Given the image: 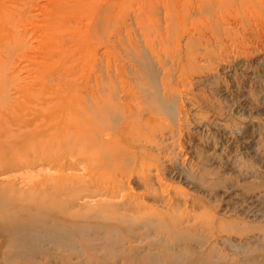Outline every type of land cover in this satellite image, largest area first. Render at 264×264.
I'll return each mask as SVG.
<instances>
[{"label": "rangeland", "instance_id": "obj_1", "mask_svg": "<svg viewBox=\"0 0 264 264\" xmlns=\"http://www.w3.org/2000/svg\"><path fill=\"white\" fill-rule=\"evenodd\" d=\"M26 1L1 0V14L20 20V47L0 60L2 143L6 133H37L41 125L49 133L50 114L57 115L62 101L47 103V118L38 115L40 101L67 92L59 75L53 82L36 74L53 0ZM131 1L122 22L117 15L92 38L97 59L86 67L82 104L73 99L78 114L66 133L92 147L82 144L69 157L49 143L47 153H20L23 166L0 163L1 198L12 188L15 197H27L45 182L36 190L42 194L63 177L79 195L73 204L62 197L66 211L80 216L82 228L61 247L58 229L74 228L41 203L27 202L25 218L34 223L28 232L13 231L0 218V264H264V0H146L139 20L143 0ZM5 58L11 62L3 69ZM45 83L50 93L41 92ZM92 90L103 96L98 104ZM42 135L32 137L44 144ZM15 152L9 155L19 164Z\"/></svg>", "mask_w": 264, "mask_h": 264}, {"label": "bare ground", "instance_id": "obj_2", "mask_svg": "<svg viewBox=\"0 0 264 264\" xmlns=\"http://www.w3.org/2000/svg\"><path fill=\"white\" fill-rule=\"evenodd\" d=\"M32 1L33 0H31V2ZM133 1H135L137 4L138 3H142L141 2L142 0H133ZM133 1H131V2H133ZM221 1H220V3H221ZM31 2H29V3H31ZM128 2H129V0H53L52 1L50 7L48 8L49 11L46 13V16H47V18H46L47 25H46V29H45L46 35H45V37H44V39L42 40V43H41V47H42L41 58H42L43 61H42L41 67L37 70L36 74L38 76H40L42 78V80H45L44 78L46 76H48V78L50 77L51 81H53V82L56 81L54 79V76L56 74L59 75V77H57V79L59 81H61V83L64 85V87H67L66 88L67 90L66 89L63 90V91L66 90L67 92L63 96H61L60 93H56V96L52 97V93H50V89L51 88L49 86H47L46 83L45 84H41L43 86V90L41 92L44 93V91H47L50 94H49L48 98H45V99L43 98L42 101H40V105L39 106L36 105V107L37 106L39 107V109H37L38 110V115H42L43 118H47L50 115L54 116L51 121L49 120V122L52 124L51 129L49 128L50 129L49 133H42V131H43L42 125L38 128V132L37 133H9V134L6 133V135H7L6 138H5L6 141L3 140L4 145H3L2 140H1L2 139L1 137L4 134L0 133V140H1V143H2V144L0 143V151H1L0 155H2V157L0 156V160H1L0 163L3 164L5 162V164L8 165V166H10V165H13V166H16V167L17 166H23L24 164H26L25 163L26 161H22V160H25V159H23V158L21 159L20 153H23V155H24V153H28L30 151H35V152H37V151L39 152L40 151L42 153H45V152L47 153L48 150H49V143H51L50 145H52L54 149H55V147H56V149H60L59 151L61 152V154L67 153V155H69V157H71L73 155V152L71 151V150H73V148L77 147V149H78L79 146H81L82 144L84 145V143L86 141H88L87 138L76 137L75 138V142H74V141H72L71 135L66 133V131H68L69 129L74 128L73 125L75 124V121H74V123H72V122H73V120H76L77 114H78L77 108L75 109L72 106V105H74L73 104L74 103L73 99L74 100L76 99L78 101L79 105L82 104V100H84L83 99L84 97L82 98L81 93L85 89L84 85H86V83L88 82L87 80L90 78V74H91V73H89V71L86 70V67H91L92 64H94L96 62V59H97V57H96L97 49L94 47L95 45L92 44V42H93L92 38L96 37V34L99 32L100 29H103L104 31L109 30V28H110V26L112 25V22H113L112 20H114L117 17V15L120 16V18H119L120 20L119 21L122 22V20H124L126 18V15H128L127 14L128 13V8H127V3ZM29 3H28V5H29ZM136 3H135V5H136ZM145 3H146V0H143V4L141 6L143 8L142 9L139 8L141 10L136 13V16H137L138 20L141 18L142 15H144V14H142V11L145 8V6H144ZM149 3L150 2H148V5H149ZM203 3H204V1H203ZM11 5H13V4H11ZM31 5H32V3L29 6H31ZM221 5H222V3H221ZM201 7H202V5H201ZM2 8L3 7L1 5V0H0V60L4 56V54H2L3 52H7V53L11 54L13 51L16 50L15 48H19L20 47V43L18 42L20 37L18 36V33H17V29L20 28V26H19L20 20L18 19L19 17L18 18L17 17H13L14 15L12 13H10V12H8V13L4 12V14H1L2 11H4ZM21 9L24 10V8H21ZM198 10H199V8H198ZM199 11H201V10H199ZM19 12H21V11H19ZM167 15H168V18L170 19L171 18L170 14H167ZM143 18H144V16H143ZM209 21H210V19H209ZM123 25H124V22H123ZM123 25L121 23L120 27H122ZM206 25H208V24H206ZM121 31H123V29ZM10 32H12L11 35H10ZM92 32H93L94 35L91 34ZM164 36L162 35V37H164ZM147 37L149 38V36H147ZM15 38H17V39H15ZM82 39H84V40H82ZM103 44L105 45V47H107L109 45L108 43L107 44L103 43ZM149 45H150V43H149ZM162 47L163 46L161 44V50L163 49ZM159 49H160V47H159ZM16 51H18V50H16ZM147 51H148V49H147ZM157 52H158V50H157ZM87 55H89L88 58H90V61H87L88 60L87 59ZM3 62L4 63L1 62V66L4 69L5 65H8L11 61L9 59L5 58V60ZM108 63H109V60L107 62V66L109 67ZM83 66L85 67V70H83ZM91 68H93V67H91ZM81 72H82L83 75H81ZM108 72H109V70H108ZM4 73L2 72V75ZM109 77H110V75H109ZM7 79H5V80H7ZM0 80H1V78H0ZM79 80H81V81L79 82ZM11 81H10V83L13 84V82H11ZM95 85H94V87H96ZM74 95H75V97H74ZM89 95L91 96V99L93 100V102L97 103V104H98V101H100V99H102V97H103L99 93L98 94L95 93L94 90H92L91 93H89ZM59 100L62 101V103H60V104H62V109L63 110L62 109L58 110L57 115L55 113H51L50 115L43 113L44 110L48 106L47 103H52V102L58 103ZM103 102H106V101H103ZM106 103H104V104L106 105ZM99 104L102 105V103H99ZM83 105L86 106V104H84V103H83ZM66 106L68 108H70V111H69V113H70L69 115L71 117L70 120H67V119L65 120V112L63 113V111H64V108ZM101 107L103 108V106H101ZM102 108L99 109V113L100 114H102L103 112L105 113V111H106L105 109H102ZM80 111H83V109H81ZM138 114H139V112H138ZM105 118L107 119V116ZM62 119L65 120V122L62 121ZM102 120H104V119H102ZM134 120H135V118H134ZM135 121H137V120H135ZM78 122H80L79 118H78V121H77L76 124H78ZM98 123L95 124V125H97V127L99 125ZM145 124H144V126H145ZM28 126H30V125L28 124ZM80 126H81V124H80ZM147 126H145V128H147ZM77 127H78V125H77ZM101 127L104 130L105 126L104 127L101 126ZM107 128L108 127H106L105 130ZM81 129H82V127H81ZM84 129H83V131H85ZM99 129H100V127H99ZM111 129H113V128H111ZM133 129H134V127H133ZM153 130H155V129H153ZM42 134H44V135H42ZM112 134L114 136V133H112ZM128 134H129V132H128ZM32 135H34V137H36L37 135L38 136L39 135L46 136L45 137L46 141H44L45 143L43 144V143L37 142L36 140L34 141L35 138L33 139ZM26 137L30 138L31 141L30 142L29 141L28 142H24L23 140L27 139ZM108 137H109V135H108ZM19 139H21V140H19ZM109 140H110V138L108 139V141ZM115 141H117V139ZM149 142H151V141H149ZM104 144H106V143H104ZM89 145L90 144H88V148L90 149V147H92V146L91 145L89 146ZM85 146H87V145H84V149L86 148ZM101 146L102 145H100V147ZM97 147H99V146H97ZM103 147H106V145L103 146ZM111 147L113 148L114 145L111 146ZM88 148H86V149H88ZM112 148H111V152H113ZM97 149L98 148H96L95 152L97 151ZM103 149H105V148H103ZM106 150L107 149H105L104 151H106ZM13 151L14 152L16 151L15 153H17V151H18L19 156H20L19 158L22 161L21 163L19 162V164H18V163L14 162L15 160H14V158L12 156V154H13L12 152ZM71 152H72V154H71ZM91 152H94L92 150V148H91ZM10 153H12L11 156L9 155ZM50 153H52V152H50ZM92 154H90V155H92ZM34 155H35V153H34ZM46 155H48V154H46ZM81 155H84V154H80L79 156H81ZM122 155H123V153H122ZM16 156H17V154H16ZM112 156H111V158H114ZM14 157H15V155H14ZM91 157L92 158H89V159H93L94 160L95 158L98 157V155L95 158H93V156H91ZM107 157H108L107 160H108V163H109L110 154ZM121 157H123V156H121ZM121 157H120V159H121ZM81 158H84V156L81 157ZM87 158H88V156H87ZM98 158H102V159L105 160V155H104V158L102 156L98 157ZM51 159L54 162L55 159H57V157H51ZM102 159H99V161H102ZM17 160H18V157H17ZM28 160H27V163H29ZM110 161L112 162V159ZM86 162H87V160H86ZM87 163H89V162H87ZM90 163H92V162H90ZM101 163H103V162H101ZM101 163L99 162L98 164H101ZM142 163H143V161H142ZM142 163H140L141 164L140 166H142ZM126 165L127 164H125L124 166H126ZM93 166H92V168H93ZM117 166H116V168L118 169ZM128 166H130V165H128ZM98 167H99V165H98ZM101 167L103 168V166H101ZM120 167H121V169L125 168V167L123 168L122 166H120ZM107 168H108L109 172H110V170H112V169H109L110 167H107ZM117 169L114 168V170H116V172H117ZM127 169H128V167H127ZM127 169L125 168V170H127ZM141 169H142V167H141ZM104 170H106V174H107V169H104ZM104 170L103 171L100 170V171L103 173ZM128 171L129 170H127L126 172H128ZM123 173H124V171H122V174ZM129 173H130V171H129ZM109 174H107V175H109ZM119 174H121V172ZM108 178H107V181H108ZM124 178H126V177L124 176ZM28 180H30V178ZM47 180H49V179H47ZM64 180L65 179L63 177H59L57 179H54L52 182L49 181L50 183H47V185H51L52 184V187H53L52 190L48 189L49 191H45L42 194H39L38 191L36 192V190H38L37 187L45 186L46 184H45V182L42 183V184L39 183L36 187L32 188L31 193H29L27 197H23V198L22 197H15V195H14L15 194V189L14 188L10 189L7 192L3 191V196H2V198L0 197V218H2L4 220V222H5V224L8 225L9 228L12 229L13 231L17 230L20 233H22L25 229H27L26 232H28V230H30L28 228L33 226L34 223H32L29 219L25 218L26 213H29V211H28L29 209L27 208V202H29L30 204L33 203L32 205L38 204V202H39V203H41L42 206L45 207V209L47 211L56 212L58 214L57 218L60 220L61 224H65V223H62V222H68L74 228V230L71 233L70 232H66L62 228L58 229L59 230L58 237H60L59 245H61V247H63L64 244L62 243V241H65V237H67L68 235L76 236L77 233H79L80 227L82 228V226H79V224H78V219L80 218V216L73 215V214L72 215H68V213L66 211L67 210L66 208L68 207V201L71 204H73L75 201H77V199L79 198V195H77V189H74V188L73 189H68V188H66L65 184H64ZM103 182H104V180H103ZM107 184H108V182H107ZM75 185H77V184H75ZM112 185H113V183H112ZM119 186L120 185H118V187ZM110 187H112V186H110ZM118 187H117V189H118V194H119V192L121 190L119 191L120 187L119 188ZM111 191H112V189H111ZM116 196H115V199L118 197V196L117 197ZM119 196H120V194H119ZM62 197H71V199L67 201V200L62 199ZM37 199H39V201H37ZM83 199H85V198H83ZM110 204H113V202L110 203ZM110 204H108V205H110ZM138 204H139V202H138ZM106 205H105L106 209L109 208ZM125 205H126V203H125ZM117 206H120V205H117ZM105 207H104V209H105ZM100 208H103V206L100 207ZM117 208L115 206V209H117ZM124 208L125 207H121L120 209H124ZM114 219H116V218H114ZM118 223H120V222H118ZM112 228L114 229L115 227H112ZM148 228H149V226H148ZM21 230H22V232H21ZM56 232H57V230H56ZM136 258H134V260H136ZM138 261H139V259H138ZM133 262H135V261H133ZM136 263H137V261H136Z\"/></svg>", "mask_w": 264, "mask_h": 264}]
</instances>
